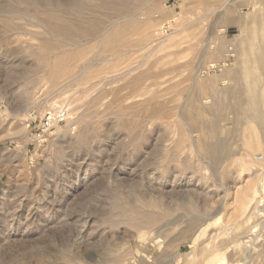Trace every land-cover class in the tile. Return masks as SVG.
<instances>
[{
    "label": "rangeland",
    "instance_id": "rangeland-1",
    "mask_svg": "<svg viewBox=\"0 0 264 264\" xmlns=\"http://www.w3.org/2000/svg\"><path fill=\"white\" fill-rule=\"evenodd\" d=\"M263 32L264 0H0V264H264Z\"/></svg>",
    "mask_w": 264,
    "mask_h": 264
},
{
    "label": "bare ground",
    "instance_id": "bare-ground-1",
    "mask_svg": "<svg viewBox=\"0 0 264 264\" xmlns=\"http://www.w3.org/2000/svg\"><path fill=\"white\" fill-rule=\"evenodd\" d=\"M206 2V1H205ZM50 4V3H49ZM250 7H256L258 6L256 2H250L248 4ZM50 10V9H49ZM142 10V9H141ZM49 14V19L48 21L45 23L49 32L57 38H63V39H71L74 37V32L73 30L67 28L66 26H69L67 23H64V24H61V22L58 20V16L56 13H48ZM58 20V21H57ZM49 22V23H48ZM54 22H58V24H54ZM70 27V26H69ZM77 28V31H75L76 33H82L83 30L82 28L80 27H75ZM77 33V35H78ZM118 34V33H117ZM264 37V32H263V36ZM74 39V38H73ZM254 41V40H253ZM44 42V41H43ZM56 46L52 45L51 43L49 42H44L42 44V46H40V49L42 48V52L43 51H54ZM42 55V54H41ZM45 55V54H44ZM50 55V54H49ZM245 55V54H244ZM63 58H58L57 59V63H56V68H59L60 67V64L63 63L64 61H62ZM256 61H257V64L259 65L260 69L264 72V46L258 51L257 53V56H256ZM255 61V62H256ZM254 62V61H253ZM60 70V69H59ZM58 70V71H59ZM56 73H53L52 75L55 76ZM251 81V80H250ZM252 83V82H251ZM250 85V84H249ZM252 92V91H251ZM255 92V90L253 89V93ZM257 99V95L254 96V100ZM258 105L255 106V111L258 110ZM255 117L258 119V120H263L264 121V116L262 115H259L258 113H256Z\"/></svg>",
    "mask_w": 264,
    "mask_h": 264
}]
</instances>
